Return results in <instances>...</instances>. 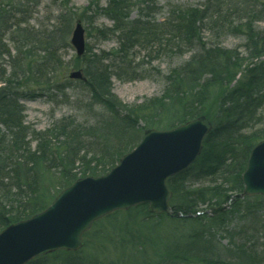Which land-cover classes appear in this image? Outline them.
I'll list each match as a JSON object with an SVG mask.
<instances>
[{"label": "trees", "instance_id": "trees-1", "mask_svg": "<svg viewBox=\"0 0 264 264\" xmlns=\"http://www.w3.org/2000/svg\"><path fill=\"white\" fill-rule=\"evenodd\" d=\"M105 1L94 5L111 25L95 34L114 39L116 48L95 52L86 45L63 68L60 47L67 43L71 13H61L57 27L39 33L27 25L37 0H0V62L5 56L8 67H0V231L43 210L76 179L108 172L144 130H168L204 115L212 128L200 154L166 180L171 215L151 213L147 204L114 211L83 234L79 250H56L25 264H264L263 195L235 198L227 209L207 213L242 191L250 151L264 139V32L253 22L241 23L245 56L210 46L202 36L207 24L229 15L252 18L261 1L207 0L176 8L163 20L151 18V3L141 2L131 18L133 0ZM5 41L14 44V56ZM136 48L192 53L166 74L160 95L129 105L112 92L111 77L114 67L130 64ZM69 67L83 78L69 79ZM61 82L80 88L89 109L100 108L97 118L80 124L70 116L44 130L29 129L22 101L49 96ZM236 217L252 223L231 226Z\"/></svg>", "mask_w": 264, "mask_h": 264}, {"label": "water", "instance_id": "water-1", "mask_svg": "<svg viewBox=\"0 0 264 264\" xmlns=\"http://www.w3.org/2000/svg\"><path fill=\"white\" fill-rule=\"evenodd\" d=\"M69 41L76 55L81 56L85 39L80 21L75 22ZM68 76L83 78L81 70H72ZM211 128V122L200 115L172 129L144 130L140 142L107 173L76 179L45 209L3 228L0 264H25L56 250L77 251L93 222L116 210L147 204L151 213L171 215L172 192L166 180L194 162ZM241 181L242 191L209 214L227 209L235 198L264 195V139L251 149Z\"/></svg>", "mask_w": 264, "mask_h": 264}, {"label": "rangeland", "instance_id": "rangeland-1", "mask_svg": "<svg viewBox=\"0 0 264 264\" xmlns=\"http://www.w3.org/2000/svg\"><path fill=\"white\" fill-rule=\"evenodd\" d=\"M97 0H37L36 7L31 8L33 11L28 18L27 25L37 32L50 31L58 23L56 17L61 13H71L73 18L72 26L67 35V43L61 44L60 54L61 61L65 68L68 60L75 55L74 48L69 43L71 32L75 21H80L84 28L85 45L89 46L95 52L104 50L106 52L116 48V43L112 38L100 39L95 34V28H105L111 25V21L102 13H98V8L104 6L105 0H98L99 6L95 8ZM130 17L135 18L139 15L137 6L142 2L144 4H153L154 12L151 18L163 20L176 8L201 6L207 0H133ZM92 2L91 8L87 5ZM262 2V3H261ZM257 4L258 13L251 18H236L228 16L225 20L216 23L210 22L202 29L204 41L210 45L237 49L241 55H246V37L241 23L253 22L256 30L264 32V0ZM141 3V5H143ZM86 7V8H85ZM95 9V11H94ZM141 14H144L142 12ZM145 17V15H144ZM250 20H249V19ZM239 22V23H237ZM239 25V28L237 27ZM241 25V26H240ZM236 26V29H234ZM7 48L12 56L15 55V48L12 42L5 41ZM68 44V45H67ZM192 52L185 54H174V52H155V49L136 48L130 52L127 57L130 64L125 69L113 68L111 77V90L122 102L134 105L144 99H149L161 94L165 85L166 74L174 67L187 60ZM7 58L2 57L0 62L1 68L6 66ZM121 65V63H120ZM70 70L66 68L68 73ZM56 77L61 80L57 73L49 74V78ZM60 88L51 90L49 96L38 95L33 99L23 100V119L29 129L44 130L54 124L61 118L73 117L78 123L92 122L101 112L99 107L91 111L88 107L87 96L77 88L75 84L59 83ZM65 86V88H64ZM31 146H34L32 142ZM252 223V219L240 221L239 217L233 219L231 226L245 225ZM253 241H250V244Z\"/></svg>", "mask_w": 264, "mask_h": 264}]
</instances>
